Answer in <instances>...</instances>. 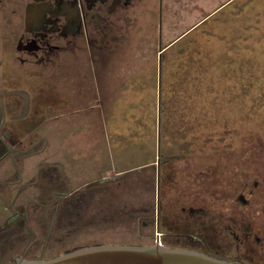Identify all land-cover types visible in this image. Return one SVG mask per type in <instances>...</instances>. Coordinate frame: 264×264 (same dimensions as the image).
Returning a JSON list of instances; mask_svg holds the SVG:
<instances>
[{"label":"rangeland","instance_id":"obj_1","mask_svg":"<svg viewBox=\"0 0 264 264\" xmlns=\"http://www.w3.org/2000/svg\"><path fill=\"white\" fill-rule=\"evenodd\" d=\"M140 3L138 19L131 22L137 39L121 50V56L127 54V64L118 69V97L106 99L111 105L105 119L101 116L103 128L97 127L111 136L108 150L102 145L103 137L94 138L92 115L84 118L90 119L81 133L66 134L70 148L79 155L91 153L100 140L106 166L101 185L91 189L105 190L103 203L92 201L80 219L86 226L70 242L159 240L169 246L210 249L228 260L264 264L262 248L241 229L234 235V227L224 224L229 205L239 204L243 181L252 177L253 182L252 175L264 170V0ZM49 96L43 91L38 104L72 107L76 103ZM159 110L160 142L162 130L168 157L159 166L160 219L156 222L158 159L142 168L119 170V165L134 166L145 156L150 160L154 145L157 151ZM43 113V109L31 112L20 125L28 131L46 116ZM135 128L141 134L131 138ZM75 136L79 140H73ZM255 197L253 202L264 206L263 188ZM200 206L205 207L202 217L189 212L190 207ZM99 207L103 209L98 211ZM100 212L103 221L97 220ZM252 213L255 229L263 232L264 211ZM4 214L0 206V217ZM2 253L0 248V264L11 255Z\"/></svg>","mask_w":264,"mask_h":264},{"label":"flooded vegetation","instance_id":"obj_2","mask_svg":"<svg viewBox=\"0 0 264 264\" xmlns=\"http://www.w3.org/2000/svg\"><path fill=\"white\" fill-rule=\"evenodd\" d=\"M151 1L0 0V206L5 212L0 248L2 254L11 252L2 264L85 245L70 239L86 226L80 219L92 201L103 203L105 190H91L105 178L103 147L98 140L91 153L79 155L66 136L87 128L90 115L91 125L103 128L101 116L105 119L111 105L106 99L118 97V69L127 64L122 47L137 39L131 22L138 19L139 2ZM46 90L50 99L60 95L76 103L40 106L37 100ZM41 109L46 116L26 131L21 119ZM252 176L253 182L252 177L243 181L239 204L229 205L224 224L234 227V235L241 229L264 253V229H255L252 213L264 211L263 204L253 202L256 191L264 189V170ZM203 209L189 212L202 217ZM159 215L160 201L156 222ZM97 220H104V212Z\"/></svg>","mask_w":264,"mask_h":264},{"label":"water","instance_id":"obj_3","mask_svg":"<svg viewBox=\"0 0 264 264\" xmlns=\"http://www.w3.org/2000/svg\"><path fill=\"white\" fill-rule=\"evenodd\" d=\"M163 48L160 54L163 52ZM160 55V65H161ZM161 66L159 67V80ZM161 84V83H160ZM160 88V86H159ZM160 92V89H159ZM161 95V92H160ZM160 99V96H159ZM160 101V100H159ZM160 109V104H159ZM160 110L157 132V212L160 201ZM16 264H246L228 260L202 250L169 246L160 241L148 244L98 242L77 246L49 258L17 257Z\"/></svg>","mask_w":264,"mask_h":264},{"label":"trees","instance_id":"obj_4","mask_svg":"<svg viewBox=\"0 0 264 264\" xmlns=\"http://www.w3.org/2000/svg\"><path fill=\"white\" fill-rule=\"evenodd\" d=\"M208 14V13H207ZM96 132H97V136H95L94 138H100V137H103V140H104V143L102 144L103 146H104V148H105V150L107 149V147H108V145H107V139H110V137H109V132H108V130H107V132L106 131H99V130H96ZM100 132H102V133H100ZM131 133H132V135H131V138L133 137V136H136L135 138H138L137 136H139L140 134H141V132H138L137 130H136V128L135 129H133V130H131ZM165 141V140H164ZM164 141H163V137H162V130H161V152H160V163L164 160V159H166L167 157H168V154H167V152H166V149H165V145H164ZM109 144V143H108ZM146 145V144H145ZM147 149V148H146ZM108 150V149H107ZM149 150H151L150 152L152 153V156H151V159L149 160V158L147 157V156H145V160L142 162H140V163H136L134 166H131V167H124V168H120V165H119V170H127L128 168H133V167H145V164H148V163H151L152 161H155V160H157V154H156V152H155V145H154V148H153V152H152V149H149ZM134 153V152H133ZM147 159V160H146ZM149 161V162H148ZM108 167V166H107ZM106 168V166L104 165V169ZM92 177H94V176H91V178Z\"/></svg>","mask_w":264,"mask_h":264}]
</instances>
